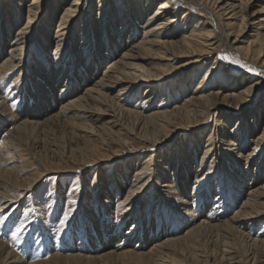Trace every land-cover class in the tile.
Listing matches in <instances>:
<instances>
[{
    "label": "bare ground",
    "instance_id": "obj_1",
    "mask_svg": "<svg viewBox=\"0 0 264 264\" xmlns=\"http://www.w3.org/2000/svg\"><path fill=\"white\" fill-rule=\"evenodd\" d=\"M66 1L32 0L23 8L21 2L16 4L17 0H0V43L10 38L13 30L17 28L15 26L19 24L18 21L14 24L10 22L9 11H12L13 4L18 10L14 14L15 17L23 13L26 15L24 16L26 25L17 31L8 57L0 64V78L23 66L24 57L21 58L20 55L28 46L26 37L46 15L49 23L54 21L58 23L54 37L57 41L55 55L67 57L65 52L68 42L71 43L70 38L73 37V27L79 15L83 13L80 41L87 46L82 51L84 63H87L86 60L90 57L95 42L98 48L97 52L92 54L96 64H100L97 77L88 80L87 84L90 86L80 95L73 93L60 98L64 100V104L59 117L70 115L68 119L74 133L73 143L79 146L81 155L77 162L62 166L48 159L44 170L33 174L28 173L29 165L22 164L17 156L14 167L6 170L5 163L15 162V159L9 160L7 157L10 154H17L15 149L5 142L0 147V202L5 201L2 197L9 199L11 193L19 192L18 197L24 198L39 188L43 180L50 175L60 173L66 176L77 168L87 167V164L97 166L105 161H114L118 153L130 144L129 136L138 140L142 149L150 151L176 140L180 132L185 130L184 139L188 142L186 149L195 153L206 130L207 133L204 134L207 138L206 149L200 161L194 165L198 164L202 171L204 165L209 168L201 175H195L194 187L189 193L192 202L194 204L197 197L210 199L201 186L214 174L216 149L221 145L223 148L220 152H224L225 167L230 169L226 175L238 180L240 187L245 190L246 198L240 209L238 208L239 210L228 219L220 213L216 215L211 213L213 202L207 200V211L194 212L193 206L187 209L188 217L192 218V226L181 237L153 244L146 253L141 251L137 253L132 251L131 247H128V251L118 252L121 250L118 246L119 235H113L104 240L106 243L103 246L106 247L102 251L105 252L100 258L105 259L109 255H131L145 264H193L187 257L179 258V253L177 254L174 249L169 252V248L180 242L187 245L191 238L195 240L198 235L211 232L217 234L215 238L218 242L222 241L223 248L212 254L206 253L201 260L196 257L195 264H264V176L261 177L259 174V171L264 170V118L262 121L255 119L259 118L260 112L264 109V92L257 98L261 79H253L242 71L243 68L252 66L264 73V11H262L264 5L252 12L251 8L259 3V0H117L114 4H111L110 0H86L92 9L97 10L96 16L93 14L86 16L87 13L80 7L83 0H70L69 5L63 7ZM195 9L201 10L208 19L197 17L194 14ZM4 20L6 24L3 26ZM249 26L253 27L254 32L250 39L245 40L243 34ZM138 30L142 32L141 36H138ZM102 50H106L105 57L101 54ZM76 52L71 53L72 56L69 55L72 57L69 60L72 65H76L73 59ZM177 60L179 66H172ZM234 60L240 63L242 69L237 68ZM203 68H208L206 74L199 84L193 87L191 85L193 78ZM73 70H75L73 67L70 68L66 79L71 78ZM61 72V69L54 71L58 76ZM77 73L79 74V71ZM51 79V75H48L47 84L50 89L53 86ZM170 79H175V82L178 79L181 84L190 82L186 90L182 91L185 95L182 103H176L172 109L167 104V89L164 91L160 89L161 83ZM169 84L165 83L166 86ZM117 88L119 90L115 96L109 95ZM143 88H146L144 102L138 103L136 101L140 100L139 94ZM37 91V98L41 101L45 95L43 86ZM46 99L48 98H43L45 101ZM157 99L160 102H156ZM255 99L257 104L247 108V103ZM38 105L37 109L29 112L40 118L44 116L41 110L44 105L41 102ZM0 112L9 117L16 130L34 126V121L24 120V116L15 118L6 109L3 101H0ZM224 118L229 124L235 122V127L228 129L227 124H223ZM249 118L250 126L247 124ZM212 120L215 128L207 130L205 127H208ZM222 125L225 130L217 140V132ZM4 126L5 123L0 126V131ZM249 143L252 144V148L244 153ZM257 158L260 161L253 171V163ZM54 164L56 167L52 168L51 165ZM148 167L146 161L137 170L135 175L137 183L127 192L123 201L132 207L131 211H141L138 202L149 184V181L141 183V178L143 170ZM21 172H24V177L23 174L18 176ZM247 172L253 175V179ZM215 198V202L219 201L218 196ZM181 203L182 206L192 205L186 199ZM8 206L9 203H5L2 207L7 209ZM254 230L259 232L256 234ZM147 243L150 242L144 241V244ZM193 243L195 248L199 246L196 240ZM245 247H250V254H247L249 252ZM166 249L169 253L164 258L161 254L165 253ZM14 253L0 242V264H28ZM70 256L90 258L81 254ZM59 257L62 256L55 255L51 258ZM68 258L69 256L66 257ZM160 259L165 261L160 262ZM43 263L44 261L36 264Z\"/></svg>",
    "mask_w": 264,
    "mask_h": 264
},
{
    "label": "rangeland",
    "instance_id": "obj_2",
    "mask_svg": "<svg viewBox=\"0 0 264 264\" xmlns=\"http://www.w3.org/2000/svg\"><path fill=\"white\" fill-rule=\"evenodd\" d=\"M30 1L32 0H17L16 4L21 2L24 8ZM110 1L111 4L117 2V0ZM69 2L70 0H67L63 7L68 6ZM263 5L264 0H259V3L255 4L250 11L254 12ZM80 7L87 13L86 16L89 14L97 15L96 8L92 9L86 0H83ZM17 11V6L13 4L12 11H9L10 22L14 24L15 21H18L19 24L15 26L17 28L13 30L11 37L5 39L4 43H0V64L8 57L17 31L26 25V17H24L26 15L23 13V15L15 17L14 14ZM194 14L199 18L208 19L207 16L201 13V10L195 9ZM83 15V13L79 15L73 27V37L70 38L71 43L68 42L65 52L67 57H56L57 41L54 37L58 23L57 21L49 23L48 15H46L44 19L37 23L36 28H33V32L26 37L28 46L20 55L21 58L24 57L23 66L17 68L15 72H10L0 78V101L4 102L6 109L15 118L24 116V120L34 121L33 127L16 130L9 117L6 114L2 115L0 112V126L5 123L0 131V147L7 142L11 145V148L15 149L14 151L17 154H10L7 157L9 160L15 159V162L5 163L4 168L6 170L14 167L17 163V156L22 164L29 165L28 170L30 171L28 173L35 174L44 170L48 159L57 165L66 166L75 161L77 162L81 155L78 149L79 146L73 143L74 133L68 119L70 115L62 118L59 116L62 104H64V100L60 98L73 93L75 95L79 93L78 95H80L85 88L90 86L87 84L88 80L90 81L98 75L100 64H96L93 55L98 48L95 42L92 47L93 54L91 53L93 57L90 54V57L86 60L87 63H84L85 58L82 51L87 46L80 41ZM5 24L6 20H4L3 26ZM253 32V27L249 26L243 34V39H250ZM137 34L141 36L142 32L138 30ZM93 38H95L94 35ZM76 45L79 47L78 49ZM78 50L81 52H78ZM73 51H77L75 57H73L76 65H72L69 61L72 59L69 55L72 56ZM101 52L104 56L106 50ZM235 57L236 55L233 58L235 59ZM176 62L172 66H179V60ZM234 62L239 70L242 69L237 60H234ZM72 67L75 70L72 71L71 78L66 79L65 77L68 76ZM56 69L62 70L59 76L54 73ZM76 70L79 71V74ZM207 70L208 68H203L193 78L191 84L193 87L199 84ZM242 71L253 77V79H261L259 80L262 81L260 88L257 90V98H259V94L264 92V73L252 66H247ZM48 75L52 77L53 86L51 89L47 84ZM83 76L85 77L81 79ZM253 81L257 82L258 80ZM165 83L170 84L166 86ZM189 83L181 84L178 79L176 82L175 79H170L168 82L161 83L160 89L162 91L167 89V104L170 109L175 107L176 103H182L185 96L182 91L186 90ZM42 86L45 95L42 96L40 101L37 98V90L40 91ZM117 90L119 88L109 95L115 96ZM145 95L146 88H143L139 94L140 100L136 102H144ZM44 97L48 99L45 101L43 100ZM39 101L44 105L41 108L44 116L40 118L36 117L35 113L29 112L38 108ZM155 101L160 102L159 99ZM256 104V99L250 101L247 103V108ZM31 114L32 116H30ZM263 118L264 109L260 112L259 118L255 119L262 121ZM250 119L247 122L249 126L251 125ZM223 120V124H227L228 129L235 127V122L229 124L226 118ZM210 123L208 127H205L207 130L215 128L213 120ZM219 129L217 140L225 127L222 125ZM205 131L195 153L193 150L186 149L188 142L184 139L186 136L185 130L180 132L178 138H175L176 140H171V142L164 143V145L150 149V151L142 149L138 140L127 135L131 140H129L130 144L118 153L120 156L118 155L114 161H105L97 166L87 164V167L77 168L66 176L60 173L50 175V177L43 180L39 188L24 198L18 197L19 192L11 193L9 199L2 197L5 201L0 202V242L5 244L10 251L15 252L14 254L19 258L26 260L28 264L43 261V264H145V262L137 261L131 255H109L105 259L100 258V255L105 252L102 251L106 247L103 246L106 243L104 240L107 237L119 235L118 246L121 247V250L119 249L118 252L128 251V247H131L134 252L146 253L153 244L162 243L174 237H181L192 226V218L191 216L188 217L187 209L193 206L194 212L207 211L206 203L208 199L197 197L193 204L191 194H189L194 187L195 175H201L209 168L204 165V171H202L198 164L194 165L195 162L200 161L206 149L207 138L204 134L207 132ZM198 134L199 131H197ZM4 138L7 139L4 141ZM218 146L220 147L216 149L214 174L206 180L201 188L209 196L208 201L213 202L211 213L215 215L220 213L229 219L245 201V190L240 187L238 180L226 175L229 168L225 167L224 152H220L223 146ZM250 148H252V144L249 143L247 149L243 152L247 153ZM136 150H138V153H136ZM146 161L149 167L146 169L147 171L143 170L141 183L149 181L148 188L138 202L141 211H131L132 207L127 206L123 201L127 196V192L134 188L137 183V177H135L137 170ZM192 161H194L193 164H191ZM259 161L260 159L257 158L253 163V171L257 168ZM51 166L52 168L56 167L55 164ZM23 173H19L18 176ZM259 174L263 177L264 170L259 171ZM247 175L253 179L251 173L247 172ZM22 177H24V174ZM219 180L221 183H218ZM249 187L250 185L247 189ZM216 196L219 200L217 202H215ZM185 199L192 205L182 206L181 202ZM5 203H9L7 209L2 207ZM199 212L196 213L197 216ZM128 215L130 216L127 218ZM254 232L257 234L259 230H254ZM216 235L215 233L210 232L208 234V232H204L198 235L200 238H195L196 243L199 245L197 248L193 243L195 240L191 238L187 245L185 243L181 244V242L172 245L169 252L174 249L177 254L179 253V258L187 257L191 263L195 264L196 257L201 260L206 253L212 254L215 251L222 250L223 243L217 241ZM146 240L150 243L144 244ZM245 248L248 250L247 252L251 250L250 247ZM169 252L166 249L165 253L161 255L166 258V254ZM195 253H198V255ZM76 254L89 256L90 258L81 259L70 256ZM247 254H250V252ZM55 255L62 257L58 259L51 258ZM68 256L69 258L66 259ZM167 260L171 262L170 259L167 258ZM214 260L215 258H213ZM163 261L165 260L160 259V262Z\"/></svg>",
    "mask_w": 264,
    "mask_h": 264
},
{
    "label": "snow or ice",
    "instance_id": "obj_3",
    "mask_svg": "<svg viewBox=\"0 0 264 264\" xmlns=\"http://www.w3.org/2000/svg\"><path fill=\"white\" fill-rule=\"evenodd\" d=\"M262 11H264V9H262ZM222 59H224V57H222Z\"/></svg>",
    "mask_w": 264,
    "mask_h": 264
}]
</instances>
